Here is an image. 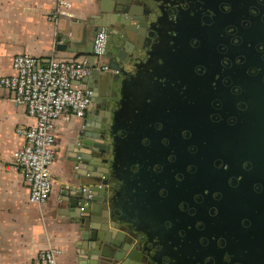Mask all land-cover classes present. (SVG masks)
I'll return each mask as SVG.
<instances>
[{
    "label": "flooded vegetation",
    "instance_id": "flooded-vegetation-1",
    "mask_svg": "<svg viewBox=\"0 0 264 264\" xmlns=\"http://www.w3.org/2000/svg\"><path fill=\"white\" fill-rule=\"evenodd\" d=\"M196 12L166 53L167 89L134 118L132 150L166 192L154 206L180 218L181 262L264 264V0H199Z\"/></svg>",
    "mask_w": 264,
    "mask_h": 264
},
{
    "label": "water",
    "instance_id": "water-1",
    "mask_svg": "<svg viewBox=\"0 0 264 264\" xmlns=\"http://www.w3.org/2000/svg\"><path fill=\"white\" fill-rule=\"evenodd\" d=\"M111 1L112 22L106 24L110 31L106 57L111 74L104 88L99 84L98 72L85 79L94 82L91 103L95 114L103 111L109 121L86 123L79 134L83 149L101 153L105 183L92 185L84 179L88 173H78L76 202L87 210L83 222L100 224L92 227L104 233L97 244L100 263L184 264L180 218L173 216V208L154 206L166 192L153 174L149 156L133 153L132 126L149 93L162 95L167 89L166 53L176 52L179 35L185 31V16L195 23L199 0ZM127 85L132 87L131 94L116 110L117 89L121 86L125 93ZM127 111L130 117L118 134L114 133L111 119L115 122L117 115ZM175 208L181 210L179 204Z\"/></svg>",
    "mask_w": 264,
    "mask_h": 264
},
{
    "label": "crops",
    "instance_id": "crops-1",
    "mask_svg": "<svg viewBox=\"0 0 264 264\" xmlns=\"http://www.w3.org/2000/svg\"><path fill=\"white\" fill-rule=\"evenodd\" d=\"M67 1L72 4L73 16L61 15L52 21L50 15L58 0H0V79L13 74V61L19 54L42 60L85 56L96 64L94 38L102 28L109 29L106 24L112 22L114 2ZM104 60L108 63L107 57ZM110 74L100 73L101 87ZM79 84L92 88L94 82L84 79ZM119 89L121 86L117 101ZM103 116V111L95 114L91 104L85 117L57 121L53 189L45 204L36 205L29 199L28 183L13 158L24 144L18 129L34 124V120L23 105L11 99L8 90H0V264H33L44 249L60 251L58 264H102L97 244L104 233L93 228L100 224L83 222L87 210L76 199L78 173H88L84 179L92 185L105 183L101 153L83 149L79 140L85 124L99 125Z\"/></svg>",
    "mask_w": 264,
    "mask_h": 264
},
{
    "label": "built area",
    "instance_id": "built-area-1",
    "mask_svg": "<svg viewBox=\"0 0 264 264\" xmlns=\"http://www.w3.org/2000/svg\"><path fill=\"white\" fill-rule=\"evenodd\" d=\"M71 6L67 0H58L50 19L56 21L61 15L72 17ZM109 42L110 31L102 28L93 43L95 65L85 56L72 60L56 57L42 60L29 54L16 55L13 74L0 79V90H8L11 99L23 105L34 120V124L18 129L24 144L13 158L15 167L28 183L29 199L36 205L45 204L52 193L51 167L56 156L57 121L85 117L92 104L93 90L77 83L94 72H108L104 59ZM59 253L57 249H44L33 264H58Z\"/></svg>",
    "mask_w": 264,
    "mask_h": 264
}]
</instances>
